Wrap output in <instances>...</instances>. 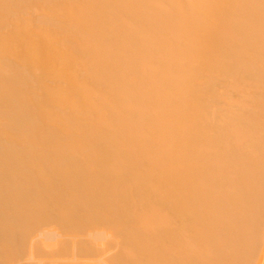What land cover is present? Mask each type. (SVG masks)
<instances>
[{
    "label": "bare ground",
    "instance_id": "1",
    "mask_svg": "<svg viewBox=\"0 0 264 264\" xmlns=\"http://www.w3.org/2000/svg\"><path fill=\"white\" fill-rule=\"evenodd\" d=\"M0 264H264V0H0Z\"/></svg>",
    "mask_w": 264,
    "mask_h": 264
}]
</instances>
